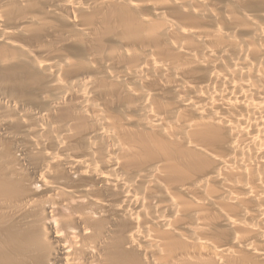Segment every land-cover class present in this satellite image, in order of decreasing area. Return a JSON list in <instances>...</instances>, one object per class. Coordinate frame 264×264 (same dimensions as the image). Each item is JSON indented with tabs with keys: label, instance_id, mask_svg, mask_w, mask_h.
Segmentation results:
<instances>
[{
	"label": "bare ground",
	"instance_id": "obj_1",
	"mask_svg": "<svg viewBox=\"0 0 264 264\" xmlns=\"http://www.w3.org/2000/svg\"><path fill=\"white\" fill-rule=\"evenodd\" d=\"M0 264H264V0H0Z\"/></svg>",
	"mask_w": 264,
	"mask_h": 264
}]
</instances>
